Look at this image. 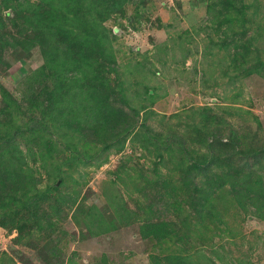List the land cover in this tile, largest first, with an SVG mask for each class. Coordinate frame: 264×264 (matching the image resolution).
Returning a JSON list of instances; mask_svg holds the SVG:
<instances>
[{"label": "rangeland", "instance_id": "1", "mask_svg": "<svg viewBox=\"0 0 264 264\" xmlns=\"http://www.w3.org/2000/svg\"><path fill=\"white\" fill-rule=\"evenodd\" d=\"M215 1L220 0H130L125 15L105 23L118 36L111 42L117 61L115 71L108 74L111 86L124 89L121 92H125L130 106L121 104L118 95L114 104L123 106L132 120L137 119L136 127L123 135L119 147L103 150L94 140L86 144L75 139L76 148L85 143L82 149L86 151L82 155L80 151L62 153V143L67 140L61 137L63 142L55 146L59 152L52 160L60 157L71 165L64 166L60 177L54 165L42 167L39 158L33 162L47 135L36 144L38 139L32 138L30 130L19 133L6 149L0 140V186L10 172L17 173L29 165L38 185L26 180L23 190L44 191L48 184L56 183L59 188L52 189L51 194L54 200L62 201V210H55L50 217L40 214L36 222L25 210L14 220L5 215V225H0V264H166L163 257L172 252L182 256L185 264H264V209H241L230 186L213 194L212 215L205 211L200 221L191 218L194 226L187 237L156 242L140 230L148 208L158 203L160 195L155 192L164 190L162 183L168 189H179L182 184L178 156L167 152L160 160L162 151L150 141L148 132L165 138L173 130L193 150H204L192 140L194 127L203 113L215 112L245 134L252 130L264 138V74L231 69L235 43L227 50L222 42L227 36L231 39L233 32L226 35L222 27L217 28L219 21L213 18L216 12L208 8ZM235 1L240 4V0ZM242 1L254 4L247 10L250 20L245 27L252 28L249 34H255L264 59V0ZM8 13L14 16L11 8L4 11V15ZM23 26H10L9 43L0 64V87L19 103L11 104L0 91V110L14 107L19 126L27 127L30 117L39 118L40 104L30 103L26 94L44 86L38 78H43L39 69L45 59L39 46L27 51L13 45L15 38H25ZM233 29L238 31L234 38L240 44L245 42L242 23L236 20ZM148 92L154 94L152 98ZM252 162L258 172L263 171V161ZM115 200L123 206L127 222L119 218ZM41 208L48 210L49 203L43 201ZM3 213L2 207L0 216ZM102 217L113 225L102 228ZM51 222L55 225L47 229ZM50 237L54 249L46 247Z\"/></svg>", "mask_w": 264, "mask_h": 264}, {"label": "trees", "instance_id": "2", "mask_svg": "<svg viewBox=\"0 0 264 264\" xmlns=\"http://www.w3.org/2000/svg\"><path fill=\"white\" fill-rule=\"evenodd\" d=\"M129 1L0 0V64L4 62V50L9 43V28H17L20 23L24 25L21 31L26 36L15 38L13 45L21 46L27 51L39 46L45 59L44 66L39 69L43 78H38L44 86L33 89L30 95L26 94L30 103L40 104L39 118L30 117L29 125L21 127L14 107L8 105L7 109H1L0 140L4 143L3 149L10 148L15 143L17 134L28 130L31 131L32 138L38 139L36 144L47 135V142L44 146L39 145L40 153L33 158V162L41 160L40 166L46 168L54 165L61 177L64 166L71 165L69 160L61 161L60 157L52 160L56 152H59L55 150V146L63 142L61 137L67 140L62 143V153L80 151L79 155H82L87 149L82 148L92 140L103 150L122 145L123 135L126 136L136 127L137 119L132 120L131 114L125 113L123 106L114 104V96L118 95L121 104L130 106L125 92H121L124 89L118 86L117 90V87L111 86L108 74L115 71L114 65L117 63L111 42L118 36L105 23L113 17L125 15ZM239 2L240 4L235 0H220L211 2L208 8L216 12L213 18L219 21L218 29L222 27L226 35L229 31L233 32L231 39L227 36L222 42L227 50L231 49L229 45L235 43L236 48L230 54L233 63L231 69L240 72L248 69L247 73L264 74L262 49L256 44L255 34H249L252 28L245 27L250 20L247 10L254 4L247 5L242 0ZM8 8L14 12L13 17L10 13L4 15ZM236 20L242 23L243 31L247 34L246 41L241 44L234 38L238 33L233 29ZM228 71H231L229 67ZM50 79L51 83H47ZM0 91L11 104L19 103L3 86ZM148 94L150 98L154 95L150 92ZM133 112L138 113L134 109ZM172 131L165 138L148 132V138L161 149L162 152H158L160 160H164L167 152L178 156L177 167L182 184L179 189H168L162 183L164 190L155 192L160 198L158 203L148 208L147 217L141 222L143 236L156 242H170L173 238L189 236L194 226L191 218L200 221L206 216L205 211L207 215H212L213 194L226 186L231 187L241 209L249 210L251 206L258 211L264 209V138H260L261 132L250 130L245 134L243 130L227 123L223 117H218L215 112L203 113L200 123L194 127L195 136L192 140H197L199 147L204 150L197 147L193 150L190 143H186L184 138ZM55 135L59 136L61 142H58ZM75 139L85 140L86 144L81 149L76 148ZM16 150L22 153L19 147ZM29 151L32 150L29 148ZM172 151H176L178 155ZM252 159L263 161L262 172L253 167ZM21 171L10 172L7 181H1L0 208L3 207L4 215L0 216V225H5V215L10 214L14 220L19 211H27L28 218L34 216L36 222L40 219V214L50 217L55 210H62L61 199L54 200L51 194L52 189L59 188L56 183L48 184L44 191L40 188L33 189L35 193L29 194L33 190L28 188L25 192L23 185L28 181L33 186L38 185L33 179L34 169L32 166L30 169L28 165ZM43 201L49 203L51 209L43 210ZM114 202L118 206L119 218L127 222L123 206L117 200ZM208 206L211 208L206 210ZM83 207L81 206L82 209ZM193 210L197 213H192ZM172 215L181 217V220L177 221ZM130 216L131 219L138 218ZM74 217L79 223L80 218L76 215ZM104 220L102 217L100 222ZM102 223V228L113 225L109 221ZM50 224L47 229H52L55 225L52 222ZM52 240L51 237L47 240L46 247L51 245L53 249L56 248ZM163 259L166 264H185L183 257L174 252L164 255Z\"/></svg>", "mask_w": 264, "mask_h": 264}]
</instances>
